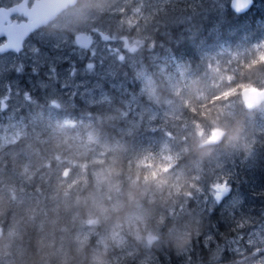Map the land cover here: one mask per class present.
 Here are the masks:
<instances>
[{"label":"rangeland","instance_id":"obj_1","mask_svg":"<svg viewBox=\"0 0 264 264\" xmlns=\"http://www.w3.org/2000/svg\"><path fill=\"white\" fill-rule=\"evenodd\" d=\"M134 1L89 0L91 22H86L83 19L85 16H80V9L77 10L76 20L73 16H64L70 24L63 26H66L73 34L95 31L89 51L80 49L73 41L67 42L65 36L56 34L47 38L48 50L51 53H20L17 56L10 55L0 59V196L8 199L11 204V211L6 216L0 217V229L7 230L10 222L13 221L18 220L24 224L28 220V216L31 215L40 200L35 197V191L41 190V184L45 185V182L49 181L50 174L53 173L48 168H41L37 172L39 179L31 182L27 180L26 174L21 175L22 167L34 170L36 165L44 160L31 152L32 150L28 146L18 149L9 148L17 145L18 141L24 137L28 124H30L28 122L30 118L26 121L25 117L18 114L19 111L24 108L27 115L29 103L34 101L37 96L44 98L46 103L53 107L69 106L75 96L83 98L88 104H93L95 95L100 93L103 82L114 85L115 77L122 66L135 73V81L131 80V85L135 86L137 91L130 93L127 89L124 90L128 97L121 100L123 106L117 110V115L113 116L111 120L118 124L115 126L118 133H129L144 125L159 129V132L163 134L157 154H147L143 159L152 168L151 173L156 172L158 176L161 174L167 176L170 191H176L183 182L180 177L186 176L193 179L194 175L201 171H207L210 176H214L215 185L209 193L198 197V205L216 206L221 203L222 207L229 209L237 205L240 200L239 197L232 195L233 190H230L229 194L227 188H224L227 185L222 183L229 173L233 176L234 161L246 165L250 160L256 158V144L262 143L264 128L251 130L250 127L242 140L231 145L221 142L214 146L211 157L202 163H193L192 159L195 158L190 153L186 154L185 148L190 146L194 136L198 134L208 138L216 127H211L213 129L210 130L204 124L199 123L195 128V135L188 131L186 123L180 117L181 99L187 96V91H185L186 93L183 91L188 89L187 86L185 87V69L178 63L173 64L165 45H163V52L147 54L150 65L144 62L142 53H145V50L153 47L154 44L151 42L150 24L142 25L138 20L142 18L143 22L147 21L152 12L150 10L143 12L138 6L132 7L131 3ZM170 1L153 0L152 7L155 9ZM204 1L203 5L209 3L213 9H221L226 5V2L229 3V0ZM92 3H96L97 6L91 7ZM161 10L163 7L159 9V11ZM101 15H103L100 21L102 25H99L97 18ZM88 17L90 15L85 18ZM150 23L154 22L150 21ZM152 29L153 32L157 30V28ZM65 42L66 45L77 47L75 53H54L62 48ZM160 45L162 44H158V46ZM258 48L257 44L251 45V49L254 51ZM227 78H230V75H227ZM216 81V79L209 80L208 89L211 90L215 87ZM260 83L259 88L252 87V89H263L264 79ZM120 88L119 84L115 89L120 92L121 99ZM149 89L158 92V102L154 103L152 99L148 98ZM240 102L248 109H264V102L256 106L247 104L241 94ZM231 107V103H228L221 110L223 113H227ZM38 112L37 110L32 111L27 117L38 114ZM31 126L34 127V125ZM64 131L62 128L60 135ZM84 133L76 134L83 135ZM111 144V142L101 141L98 138V143L94 146L88 160H104L105 153ZM5 161H7L6 167L4 166ZM169 165L172 166L170 171L165 172L164 169ZM97 166L89 163L83 171L78 165L74 166L72 171L56 170L52 174L51 183L45 188L47 208L44 211L40 210L41 219L46 222L54 216L53 210L55 205L60 203L61 194H63L65 202H70L73 190L91 180L92 172ZM87 170L90 171V177L87 176ZM42 194L43 192L41 196ZM60 216L62 217L61 223L64 224L67 232L57 233L58 243L69 246L73 236H77L91 244L94 239V244L98 247L102 244L105 234L102 229L86 224L79 218L65 217L63 212H60ZM191 216L186 217L187 222H193L195 217ZM257 222L259 224L253 229L237 235L214 249L210 253L212 258L209 256L207 262L194 261L193 264H230L241 254L248 257L245 264H264V212ZM34 223L33 221L32 227L29 229H32L31 235L28 232V235L25 236V243L29 246L31 239L36 234L35 228H33ZM45 227H47V223H45ZM66 234L69 235L68 240ZM113 235L119 244V247L112 252L115 258L114 264H125L127 261L136 262V264H157L154 259V249L158 248H139L137 251L138 246L134 244L127 231L118 230ZM209 235L206 237L207 239L211 237Z\"/></svg>","mask_w":264,"mask_h":264},{"label":"trees","instance_id":"obj_2","mask_svg":"<svg viewBox=\"0 0 264 264\" xmlns=\"http://www.w3.org/2000/svg\"><path fill=\"white\" fill-rule=\"evenodd\" d=\"M174 3V11L170 15L172 20L168 25L166 20L159 21L157 34L158 43L167 46L173 64L178 63L185 69V87L188 89L183 91H187V96L181 99L180 117L186 123L188 131L195 135V128L199 123L211 130L215 127L214 121L234 123L237 120L242 121L245 135L250 127L251 130L260 127L263 129L264 109L246 108L240 102V94L244 88H259L261 80L264 79V0H254L250 9L243 14L233 13L227 2L221 9H213L209 3L203 5L204 0H189L187 4H182L181 1ZM253 44L258 45V50L251 49ZM142 54L144 62L150 65L147 54L151 53ZM134 74L132 70L122 66L115 77L114 85L103 82L93 104L75 96L71 105L53 107L46 103L44 98L37 96L29 103L28 111L30 113L37 110L38 114L26 117L27 111L24 108L19 111L26 121L29 118L32 121L28 120L30 124L24 137L15 147L9 148L28 146L35 154V149H39V158L48 160L54 151L53 141L61 136L62 122H75L69 128L74 133L89 130L99 140L111 142L110 148L117 144L125 146L126 151L120 153L124 161L123 171L135 169L138 164H142L143 174L150 175L152 168L143 159L147 154H157L163 134L159 129L144 125L129 133H118L115 127L118 124L111 120L123 106L121 100L128 97L124 90L127 89L130 93L137 91L135 86L131 85V80L135 81ZM227 75H230V78H227ZM214 79L217 80L215 87L210 90L208 82ZM194 80H199L202 85L201 90L205 95L201 100L191 98L189 86ZM119 84L121 99L120 92L115 89ZM228 103H231L232 107L227 113H223L221 108ZM35 104L37 105L32 107ZM190 104H194V107ZM261 142L260 145L256 144V158L246 165L234 161L233 176L229 173L222 183L227 185L224 188H227L229 194L230 190H233L232 195L240 198L237 205L229 209L222 207L221 203L216 206L198 205V197L209 193L215 185L214 176H210L207 171H201L194 175L193 179L188 178L192 185L181 182L179 189L172 191L173 199L164 208L159 209V212L167 217L164 228L173 223L181 225L187 222L186 217L192 215L191 217H195L193 222H200L202 234L194 239L182 254L162 245L154 249L157 264L207 262L210 253L218 246L259 224L257 221L264 212V139ZM106 154L105 159L113 155V152L108 150ZM46 168L54 173L58 169L72 171L75 167L61 157L52 159L50 167ZM53 173L45 185L41 184V190L35 191V197L40 198L31 212L35 218V229L40 221H43L40 210L47 208L45 188L51 183ZM89 174L90 171L87 170L88 177ZM31 230H28L29 235ZM208 235L211 236L209 239L206 238ZM66 237L68 240L69 235L66 234ZM92 244L95 245L94 239ZM125 264L136 262L127 261Z\"/></svg>","mask_w":264,"mask_h":264},{"label":"clouds","instance_id":"obj_3","mask_svg":"<svg viewBox=\"0 0 264 264\" xmlns=\"http://www.w3.org/2000/svg\"><path fill=\"white\" fill-rule=\"evenodd\" d=\"M90 6L95 8L97 5L92 3ZM201 88L199 80L191 83L189 92L193 100L204 97ZM148 98L154 103L158 102L159 94L149 89ZM190 106L194 107V104ZM74 123L62 122L61 127L65 131L53 141L54 151L50 158L37 164L34 170L22 167L21 175L26 174L30 182L37 180V172L41 168L50 167L52 159L63 157L71 165H78L82 171L89 163L98 165L92 172L91 180L73 190L70 202H65L61 194L60 203L53 210L54 216L46 222H40L30 246L25 243V236L32 227L34 216L29 215L24 224L17 220L10 222L7 230L0 229V264H114L112 252L119 244L113 233L118 230L128 232L138 246L137 251L139 248L152 249L161 245L170 247L177 254L187 251L192 241L202 234L200 222L189 221L181 225L173 223L164 228L167 217L159 209L173 199L169 178L163 174L158 176L156 172L145 176L141 171L142 164H138L135 169L123 171L124 161L120 153L126 151L124 145L117 144L109 148L113 155L107 156L105 160L89 161L88 157L98 143V137L91 131L83 135L70 131ZM214 124L217 139L210 141L197 134L192 138L190 146L185 148V153L195 158L193 163H202L211 157L214 145L221 142L231 145L245 136L244 125L240 120L234 123L214 121ZM35 151L39 154V149ZM4 166H7V161ZM171 167L169 165L164 171L169 172ZM180 178L184 183H191L186 176ZM9 211L10 201L0 196V217L6 216ZM60 212L65 217L79 218L86 224L102 229L105 232L102 244L98 247L77 236H73L69 246L58 243L57 233L65 231ZM246 260L248 257L241 254L230 264H245Z\"/></svg>","mask_w":264,"mask_h":264},{"label":"flooded vegetation","instance_id":"obj_4","mask_svg":"<svg viewBox=\"0 0 264 264\" xmlns=\"http://www.w3.org/2000/svg\"><path fill=\"white\" fill-rule=\"evenodd\" d=\"M38 1L40 0H0V59L6 58L10 55L17 56L20 53H51L48 50L49 47L47 45V38L56 34L59 36H65L67 38V42L73 41L82 50H90L91 41L95 31L90 30L85 33L73 34L66 26H63L64 24L68 26L70 24L64 16L70 15L76 20V17L78 16L77 10L79 9L81 11L80 16L86 17L87 15H90V17H84L83 19H85L86 22H91V11L88 8L89 0H60V2L64 1L61 3H65V7L61 9V11L56 13L53 18L49 19L44 25H39L37 28L27 31L25 28L28 25H34L35 20L33 19L35 17L33 16L34 13L32 8H34L36 2ZM176 1L179 2V0ZM174 2V0H171L166 4L164 3L161 6L163 7V10L161 11H159L161 7L158 6L153 9V0H135L131 3L132 7L138 6V8L142 9L143 12H147V10L152 12L147 21L143 22L142 18H139L138 20L142 23V25L150 24L151 28L150 37L154 46L146 49L145 53L163 52V45L165 44L163 43L158 46V22L166 20V24L168 25L169 21L172 20L170 15L173 14L172 5ZM181 3L187 4L188 0H182ZM42 16L43 15L41 13L39 24L40 21L43 20ZM102 17L103 15L97 18L99 25L101 24L100 21L102 20ZM150 21L154 23L151 24ZM152 28H157V30L153 32ZM165 48L168 53L166 45ZM76 50V46L66 45L65 42V45L58 49L57 52L54 51V53H75ZM27 116L28 115H26V117Z\"/></svg>","mask_w":264,"mask_h":264},{"label":"water","instance_id":"obj_5","mask_svg":"<svg viewBox=\"0 0 264 264\" xmlns=\"http://www.w3.org/2000/svg\"><path fill=\"white\" fill-rule=\"evenodd\" d=\"M64 2V1H61ZM60 0H40L36 2L33 9L34 13V25H28L25 28L27 31L32 30L33 28H37L39 25H44L49 19L53 18V16L61 11L65 7V3H61ZM253 4V0H229L228 7L235 14H243L247 12ZM36 11V12H35ZM38 13V14H37ZM42 13L43 20L40 21L39 18ZM37 15V16H36ZM37 21V22H36ZM24 30V31H26ZM1 54V53H0ZM242 99L250 105H259L264 102V88L263 89H252V88H244L241 91ZM209 140L214 141L217 139L216 137V129L212 131L209 135ZM217 145V144H216ZM215 146V145H214Z\"/></svg>","mask_w":264,"mask_h":264},{"label":"snow or ice","instance_id":"obj_6","mask_svg":"<svg viewBox=\"0 0 264 264\" xmlns=\"http://www.w3.org/2000/svg\"><path fill=\"white\" fill-rule=\"evenodd\" d=\"M53 71H54V69H53Z\"/></svg>","mask_w":264,"mask_h":264},{"label":"bare ground","instance_id":"obj_7","mask_svg":"<svg viewBox=\"0 0 264 264\" xmlns=\"http://www.w3.org/2000/svg\"><path fill=\"white\" fill-rule=\"evenodd\" d=\"M140 133V132H139Z\"/></svg>","mask_w":264,"mask_h":264}]
</instances>
